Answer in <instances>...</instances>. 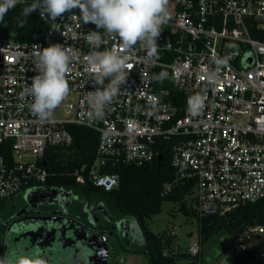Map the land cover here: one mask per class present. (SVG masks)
<instances>
[{"label": "built area", "instance_id": "obj_1", "mask_svg": "<svg viewBox=\"0 0 264 264\" xmlns=\"http://www.w3.org/2000/svg\"><path fill=\"white\" fill-rule=\"evenodd\" d=\"M168 7L155 57L139 45L121 49L130 73L103 119L93 118L86 103L96 85L85 58L120 49L118 37L85 24L79 9L55 21L36 11L44 28L29 41L6 37L2 22L0 204L39 188H59L47 184L54 173L46 158L52 148L72 145L69 125L100 135L93 163L73 173L77 186L89 181L112 191L120 184L115 168L151 164L168 148L178 172L174 183H194L186 199L199 217L232 214L264 199V42L253 35L264 30V0H169ZM90 31H100V40H90ZM55 43L72 55L70 93L51 118L40 119L21 92L37 75L36 53ZM161 72L167 77L155 79ZM197 95L204 98L198 114L189 108ZM234 239L237 257L264 264V219L244 226ZM200 252L199 245L189 247L193 257Z\"/></svg>", "mask_w": 264, "mask_h": 264}, {"label": "clouds", "instance_id": "obj_2", "mask_svg": "<svg viewBox=\"0 0 264 264\" xmlns=\"http://www.w3.org/2000/svg\"><path fill=\"white\" fill-rule=\"evenodd\" d=\"M23 0H0V23L7 13ZM169 0H33L21 10L23 19L17 26L24 27L27 18L39 11L41 18L55 21L66 12L79 9L85 24L92 23L108 35L120 40V49L112 48L94 51L85 58L86 70L95 81V91L86 96V103L95 119H103L105 109L120 94L121 86L127 83L131 65L129 57L122 50L130 51L137 45L147 50L149 57H155L158 40L163 27L170 18ZM89 39L100 40V31H90ZM72 55L59 43L44 47L36 53V72L30 86L21 92V98L30 97V111L40 119H49L70 93L67 75ZM218 65L224 61L217 60ZM167 77L161 72L154 78L162 81ZM211 79V78H210ZM105 80L108 81L105 84ZM204 106L200 95L190 98L189 108L198 114ZM0 264H48L41 255H25L19 252L0 256Z\"/></svg>", "mask_w": 264, "mask_h": 264}, {"label": "trees", "instance_id": "obj_3", "mask_svg": "<svg viewBox=\"0 0 264 264\" xmlns=\"http://www.w3.org/2000/svg\"><path fill=\"white\" fill-rule=\"evenodd\" d=\"M23 8H14L4 17L3 21L7 23L6 37L29 41L44 28L35 12L27 18L24 27H18V19H23L20 15ZM253 35L264 42V30L255 31ZM68 129L73 136L72 145L68 148H52L47 155L48 170L54 173L47 184L76 190L86 198L105 196L112 202L113 209L119 215L135 219L144 232V249H128L125 250V254L140 255L145 264H177L185 257V254L165 253V250L172 245L173 235L155 234L146 225L147 220L162 212L164 202L179 204L185 216L194 217L198 221L199 237L202 243L209 241L220 231H229L233 224L246 227L260 223L264 219V199L257 203L247 204L232 214L199 217L192 207L188 208L186 202V196L192 192L194 183H174L178 172L172 167L168 148L163 151L161 159L157 158L151 164L124 165L115 168L113 172L119 174L120 184L112 191H105L89 181L85 185L77 186L73 173L93 163L100 135L77 125H69ZM170 183L174 184L168 191L166 185Z\"/></svg>", "mask_w": 264, "mask_h": 264}, {"label": "flooded vegetation", "instance_id": "obj_4", "mask_svg": "<svg viewBox=\"0 0 264 264\" xmlns=\"http://www.w3.org/2000/svg\"><path fill=\"white\" fill-rule=\"evenodd\" d=\"M73 204L74 200L66 207L25 200L2 209L0 256L19 252L41 255L48 264H127L125 250L144 247L139 223L119 215L101 196L86 198L80 213L71 211ZM121 219L131 222L125 230L116 224ZM119 255L122 257L117 261Z\"/></svg>", "mask_w": 264, "mask_h": 264}, {"label": "rangeland", "instance_id": "obj_5", "mask_svg": "<svg viewBox=\"0 0 264 264\" xmlns=\"http://www.w3.org/2000/svg\"><path fill=\"white\" fill-rule=\"evenodd\" d=\"M66 190L76 197L74 199L75 204L71 206V211L80 213L81 205H83L86 197L76 190ZM103 198L104 203L112 208V202L105 198V196ZM24 201L25 193H22L0 205V220L2 218V209H11L13 206H19ZM186 202L188 208L192 207L190 200L187 199ZM146 225L148 229L155 234L166 233L167 235H173L172 245L165 250V253L174 255L185 254V257L180 259L177 264H261L259 261L247 258L244 255L241 257L235 255L233 249L236 245V240L229 231H220L209 241L202 243L199 237L198 221L194 217L185 216L177 203L164 202L162 212L152 219L147 220ZM191 245L201 246L200 255L193 257L189 254V247ZM134 247L136 248L135 245ZM140 249L144 248L141 247ZM124 253H122V255H124ZM121 257L122 256L119 255L117 261H119ZM127 257V264H145L143 257L140 255L128 254Z\"/></svg>", "mask_w": 264, "mask_h": 264}, {"label": "water", "instance_id": "obj_6", "mask_svg": "<svg viewBox=\"0 0 264 264\" xmlns=\"http://www.w3.org/2000/svg\"><path fill=\"white\" fill-rule=\"evenodd\" d=\"M3 31H4L3 24L0 23V39L3 36ZM44 165H46V162H44ZM75 198L76 197L73 196L72 193L68 191H65L59 188H49V187L32 190L25 194V200L28 201L29 203L36 202V203H41V204H60L64 207L68 206V204ZM100 206L105 207L104 204H100ZM89 212L91 213L92 209H90ZM129 223L131 222L128 219H121L118 222H116L120 230H125L126 226ZM242 229H243V226H240L238 224H233L229 228V232L232 235V237L235 238L240 234ZM110 236H113V233H110ZM105 246L107 245L105 244L104 247Z\"/></svg>", "mask_w": 264, "mask_h": 264}, {"label": "crops", "instance_id": "obj_7", "mask_svg": "<svg viewBox=\"0 0 264 264\" xmlns=\"http://www.w3.org/2000/svg\"><path fill=\"white\" fill-rule=\"evenodd\" d=\"M126 258L128 259V257L126 256Z\"/></svg>", "mask_w": 264, "mask_h": 264}]
</instances>
